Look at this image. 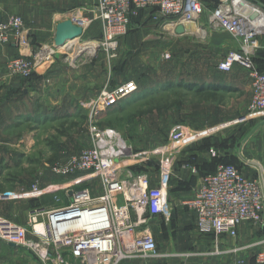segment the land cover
<instances>
[{
  "label": "built area",
  "instance_id": "obj_1",
  "mask_svg": "<svg viewBox=\"0 0 264 264\" xmlns=\"http://www.w3.org/2000/svg\"><path fill=\"white\" fill-rule=\"evenodd\" d=\"M243 1L248 7L241 9L237 0H220L210 14L213 22L238 40L237 47L229 49L220 60L218 69L229 72L237 64L247 69L252 79L253 93L248 112L228 125L246 121L252 115H264V70L254 60L264 29L257 30L249 25L256 19L251 14H259L262 8L248 0ZM205 9L202 0H99L95 12L102 21L103 31L98 43L114 57L120 39L130 31L133 17L141 12L155 20L171 19V27L175 30L180 23L197 26ZM246 9L251 12L244 14ZM70 15L84 28L92 21L79 11ZM12 39L19 45L29 43L24 19L16 13L0 21V44H7ZM38 62L27 57H14L7 63V69L15 76L27 77ZM137 91L136 81L128 80L113 87L104 86L93 98L83 102L90 109L92 118L89 125L91 145L67 159L46 162L39 171L40 178L32 183L28 192L34 198L52 194L60 204L48 209H34L27 226L0 215L3 240L30 248L44 262L55 256L64 264L63 251L79 264H121L132 258L159 254L156 237L149 225L157 216L172 215L168 193L173 156L216 129L194 130L176 124L170 133L168 148L163 149L171 155L167 162H162L160 181L154 186L149 172H134L132 167L137 162V154L122 133L98 123L99 114ZM210 153L218 156L214 148H210ZM191 169L198 172L195 166ZM47 171L61 175L63 181L42 186L41 177ZM96 180L100 181L99 186L95 185ZM62 191L64 195L60 196ZM12 195V192L4 193L0 198ZM185 204L196 213L199 229L216 236L223 233L236 236L242 223L257 224L264 220V190L257 179L245 175L235 164L218 163L214 171L203 176L201 186ZM65 208L76 209L77 214L54 221V211ZM85 214H90L89 224L58 232L61 223L79 220ZM231 264L247 262L237 258ZM255 264H264V247L255 253Z\"/></svg>",
  "mask_w": 264,
  "mask_h": 264
},
{
  "label": "crops",
  "instance_id": "obj_2",
  "mask_svg": "<svg viewBox=\"0 0 264 264\" xmlns=\"http://www.w3.org/2000/svg\"><path fill=\"white\" fill-rule=\"evenodd\" d=\"M98 2L99 0H0V21L14 13L21 15L29 40L27 45H19L14 39L7 44H0V161L14 157L12 149L7 147L8 144L14 145V143H7L8 140L2 137L4 125L13 122L23 114L33 113L35 110L28 104L30 99L42 97L43 100H47L46 106L50 105L52 114L82 115L86 111L83 102L95 96L102 87V83H105L104 86L117 85V78L113 72H107L104 79L94 77L93 68L99 64L94 62L93 57L73 63L69 57L67 60L61 59L60 49L53 54L51 51L46 53L47 49L54 47L53 37L57 24L70 18V12L75 10L85 17H91L92 21L85 26L83 36L80 37V41L77 40V43H74V46L78 47L85 42L100 40L103 24L96 17L95 7ZM260 43L254 60L257 66L264 70V40ZM67 49L71 48L68 46L63 48V50ZM14 57H27L33 61H40L42 64L36 66L35 76L23 79L11 74L7 69V63ZM108 60L109 62L106 58L103 60L104 67L108 65L107 70H111L112 62L110 58ZM113 66L116 67L114 64ZM218 72L219 74H194L188 77L159 76L146 80V84L142 80L137 81L143 89L153 87L155 84L157 88H160L168 81L173 82V88L180 81L189 82L190 91L194 92L197 98L193 103L187 104V107L191 108L190 111L194 109L196 116H192L184 125L194 130L212 127L216 129L205 138L191 143L174 154L168 193L172 215L155 217L149 227L159 243V257H190V264H231L237 258H243L247 264H251L252 260L255 261V249L264 247V220L257 224L242 223L236 236L228 233L216 236L209 231L199 229L196 213L185 204V201L194 196L201 186L203 176L214 171L219 161H225V157H232L240 170L248 177L257 179L264 190V115H252L247 123L239 126L226 124L248 112L247 108L253 93L252 79L247 69L237 64L229 72L220 70ZM202 84L205 88L200 91ZM210 87H216V89ZM28 90L31 95H22V92L25 93ZM208 92H212L209 99L199 100L198 96L201 93L208 94ZM229 93L236 98L231 102L232 104L239 102L234 110L236 114L232 117L225 116L226 112L213 110L230 106L227 100L223 101V98H229ZM210 107H212L211 110L206 113V109ZM49 109H45L42 105L36 112L43 114ZM220 130V134L217 135L216 132ZM214 134L216 135L211 137ZM233 135L236 136L234 141ZM210 148H214L218 156H212ZM80 150L77 148L69 152L64 150L61 158L67 159ZM191 166H195L198 172H193ZM157 175L158 177L152 180L154 186H157L160 181V174ZM63 179L61 175L45 172L41 177V185L61 182ZM33 182L32 180L29 188ZM0 183H3V180L0 179ZM99 183L100 181L96 180L95 185L99 186ZM4 189L6 188L0 184V194L11 193ZM61 193L64 195L63 191ZM46 195L41 198H45ZM3 200L0 198V203ZM47 207L50 206L46 204L38 208L47 209ZM62 254L66 260L65 264H79L78 260L67 251H63ZM162 262L163 260L159 259L148 260L145 257H136L121 264H162ZM0 264L64 263H60L55 256L50 261L44 262L30 248L12 244L0 237Z\"/></svg>",
  "mask_w": 264,
  "mask_h": 264
},
{
  "label": "rangeland",
  "instance_id": "obj_3",
  "mask_svg": "<svg viewBox=\"0 0 264 264\" xmlns=\"http://www.w3.org/2000/svg\"><path fill=\"white\" fill-rule=\"evenodd\" d=\"M202 1L206 5V9L199 20V25L193 24L192 30L188 33L176 34L175 30L169 27L171 19L155 20L141 13L133 19L130 31L120 39L114 57H110L105 50L100 48L99 40L85 42L78 47L74 46L77 40L80 41L78 38L67 44L71 49L63 50V47L59 50L61 59L67 60L69 57L73 63H77L93 57L94 62L99 64L93 68L94 77L104 79L107 72H113L117 78V85L122 83L120 80L146 81L159 76L188 77L194 74H219L218 62L229 49L237 47L238 40L210 19L211 12L220 0ZM248 1L259 5L264 12V0ZM263 40L264 35L259 38V44ZM89 52L94 53L90 55ZM166 54L170 56L167 57ZM105 58L108 62L110 58L111 70H107L108 65L106 68L104 67L103 60ZM41 64L40 61L37 63L38 66ZM35 69L29 76L20 78L30 79L36 75ZM89 69L91 68L89 67ZM104 84L102 83L100 90ZM156 85L147 89L139 88L137 92L113 108L99 114L98 121L101 127H114L124 135L123 137L132 146L133 152L137 154V162L133 166L136 169L142 167L148 171L152 179H156L158 173L161 177L162 162H167V158L171 155L170 152H163V149L168 148L166 145L169 143L173 127L179 123H188L192 116H196L195 110L190 111L191 108L187 107V104L193 103L197 98L194 92L179 85H176L175 88H164L165 86L157 88ZM113 86L115 85L111 87ZM211 93H201L198 98L201 101L204 98L209 99L212 96ZM23 94L24 96L31 95L29 90L25 93L22 92ZM228 96L229 98H223V101L227 100L229 107L213 110L226 112L225 116L232 117L236 114L234 110L239 102L236 101L232 104L231 102L236 98L232 93H229ZM46 103L47 100H43L42 97L30 99L28 104L35 111L23 114L13 122L6 123L2 131L3 139H7V143H14V145H7L14 152V157L11 156L9 160L0 161V174L3 173L0 177L3 183L0 184L6 188L4 190L13 194L0 203V215L26 226L32 209L46 204L49 206H51L50 204H54V206L60 204V202L50 201V197H46L47 199L34 198L28 193L32 180L40 178L39 171H42L44 164L60 160L62 152H69L75 148L82 149L91 145L88 126L92 118L89 108L86 107V111L82 115H59L52 114L51 108L49 109L50 105L46 106ZM42 105L49 110L39 114L36 111L40 110ZM35 106H39L38 109ZM27 108L29 109V105ZM211 108L206 109V113ZM242 116L232 119L226 124ZM250 119L230 124L239 126L247 123ZM220 132L221 130L216 134L219 135ZM235 137L233 135V141ZM224 162L236 163L232 157H225ZM44 217L47 218V214ZM26 220L27 223H25ZM260 248L262 247H258L255 251L257 252ZM159 255L145 258L163 260L162 264H190V257L167 258L159 257ZM251 264H255V261L252 260Z\"/></svg>",
  "mask_w": 264,
  "mask_h": 264
},
{
  "label": "water",
  "instance_id": "obj_4",
  "mask_svg": "<svg viewBox=\"0 0 264 264\" xmlns=\"http://www.w3.org/2000/svg\"><path fill=\"white\" fill-rule=\"evenodd\" d=\"M251 12V9H246L243 11L244 14H248ZM258 13L254 12L251 14L252 18L257 17ZM192 30V26L189 24H178L175 27L176 34H184L188 33ZM84 26L80 22H75L72 18H67L57 24L56 33L53 37L54 39V47L49 48L51 53L53 54L57 49H61L69 42H72L84 34ZM99 48V47H98ZM76 209H61L54 211L52 214V218L54 221H61L64 219L72 218L76 215ZM15 244V243H12Z\"/></svg>",
  "mask_w": 264,
  "mask_h": 264
},
{
  "label": "bare ground",
  "instance_id": "obj_5",
  "mask_svg": "<svg viewBox=\"0 0 264 264\" xmlns=\"http://www.w3.org/2000/svg\"><path fill=\"white\" fill-rule=\"evenodd\" d=\"M237 5L241 9L245 8L246 6L248 7V4L245 1H243V0H237ZM192 25L193 24H191V26ZM198 25H199V23H198ZM249 25H250V27H254L257 30L264 29V12L259 11V14L257 15L256 19L252 23H250ZM169 27H171V26H169ZM171 28L174 29V26H172ZM46 53H50V50L47 49ZM93 53L94 52H89L90 55H93ZM89 215L90 214H85L84 217L79 219V220H71L70 219V220H68L65 223H61L60 227L57 228L58 232H63L64 230L72 229V228H80V227H82L84 225L89 224L90 223V216Z\"/></svg>",
  "mask_w": 264,
  "mask_h": 264
},
{
  "label": "trees",
  "instance_id": "obj_6",
  "mask_svg": "<svg viewBox=\"0 0 264 264\" xmlns=\"http://www.w3.org/2000/svg\"><path fill=\"white\" fill-rule=\"evenodd\" d=\"M142 14H145L144 12H141ZM140 13V14H141ZM139 14V15H140ZM135 17H133V19H134ZM133 19H132V21H133ZM220 62V61H219ZM218 62V63H219ZM217 66H218V64H217ZM217 69H218V67H217ZM219 70V69H218ZM35 76V75H34ZM128 81V80H127ZM134 81H136V80H134ZM123 83V82H122ZM136 83L138 84V89L140 88V85H139V83L136 81ZM144 83L146 84V81H144ZM177 85H179V86H182V87H184V88H186V89H189L190 90V88H191V84L189 83V82H185V83H183L182 81H180V82H178L177 83ZM162 86H165L164 88H172V87H174V84H173V82L172 81H168L165 85H162ZM167 86V87H166ZM143 87V86H142ZM204 88H205V85L204 84H202V86L200 87V91H203L204 90ZM210 88H212V89H216V87H210ZM143 89V88H142ZM106 127V126H105ZM108 127H110V126H108ZM114 128V127H113ZM118 130V129H117ZM123 135V134H122ZM124 136V135H123ZM82 150V149H81ZM80 150V151H81ZM79 151V152H80ZM220 163H225V164H235V163H232V162H224V161H219ZM236 165V164H235ZM237 166V165H236ZM238 167V166H237ZM133 168V170H134V172H142V171H146V170H144L142 167L140 168V169H136L134 166L132 167ZM48 172V171H47ZM146 172H148V171H146ZM62 179V178H61ZM49 198L50 197V200H52V202L53 201H55L54 200V197H53V195L52 194H48V195H46L45 196V198ZM46 198V199H47ZM54 203V202H53ZM43 205H41L40 207H42ZM54 206V204H51V206L49 207V208H51V207H53ZM157 240V239H156ZM157 245H158V243H157Z\"/></svg>",
  "mask_w": 264,
  "mask_h": 264
}]
</instances>
